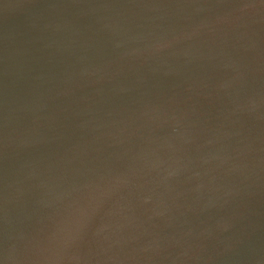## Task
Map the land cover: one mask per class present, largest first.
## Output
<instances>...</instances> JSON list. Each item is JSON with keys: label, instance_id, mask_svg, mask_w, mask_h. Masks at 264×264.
Returning <instances> with one entry per match:
<instances>
[{"label": "water", "instance_id": "obj_1", "mask_svg": "<svg viewBox=\"0 0 264 264\" xmlns=\"http://www.w3.org/2000/svg\"><path fill=\"white\" fill-rule=\"evenodd\" d=\"M0 264H264V0H0Z\"/></svg>", "mask_w": 264, "mask_h": 264}]
</instances>
